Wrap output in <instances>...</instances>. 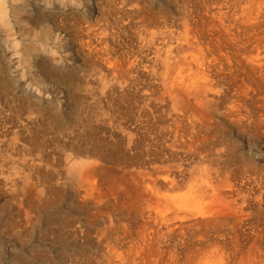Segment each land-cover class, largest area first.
<instances>
[{"label":"rangeland","instance_id":"1","mask_svg":"<svg viewBox=\"0 0 264 264\" xmlns=\"http://www.w3.org/2000/svg\"><path fill=\"white\" fill-rule=\"evenodd\" d=\"M20 2L9 0L0 23V264H134L142 232L145 264H184L196 244L210 241L220 246L212 264H264V0H46L50 22L35 28L16 21L11 6ZM159 31L169 34L168 44H187V56L207 54V99L180 110L151 76L149 53L165 44ZM143 36L154 38L147 46ZM29 45L51 83L25 67ZM115 57L132 62L123 78ZM182 130L198 154L169 146ZM79 157L112 175H95L86 200L71 172ZM198 169H210L229 200L226 217L185 230L180 217L166 225L158 217L167 211L166 193L183 194ZM148 247L165 250L163 261ZM127 252L132 261L125 263Z\"/></svg>","mask_w":264,"mask_h":264},{"label":"bare ground","instance_id":"2","mask_svg":"<svg viewBox=\"0 0 264 264\" xmlns=\"http://www.w3.org/2000/svg\"><path fill=\"white\" fill-rule=\"evenodd\" d=\"M42 1H44L42 3ZM65 1V0H64ZM58 2V1H57ZM223 2V1H221ZM235 2V1H234ZM240 2V1H239ZM92 3V2H91ZM236 3V2H235ZM260 3V2H259ZM242 4V3H239ZM248 4V3H247ZM47 2L46 0H21V2L19 4H15L13 6H11L12 8V13L16 19V21L18 23H20L19 25L22 26V22L26 21L27 23H30L32 25L33 28L39 26L44 19H47V22H50V20H48V18H50L48 12L46 13V8H47ZM65 5V4H64ZM8 6H10L9 0H0V23L1 21L4 22L5 19V13L7 12V8ZM224 7V6H223ZM255 7V6H254ZM104 8V7H103ZM140 8V7H139ZM144 8V7H142ZM238 8V7H237ZM231 9V8H230ZM235 9V8H234ZM251 9V8H250ZM78 10V9H77ZM9 11V10H8ZM236 11V9H235ZM246 11V10H245ZM124 12V11H123ZM137 12V11H136ZM135 12V13H136ZM251 12V11H250ZM8 13V12H7ZM92 13V12H91ZM132 13V12H131ZM207 13V12H206ZM248 13V12H247ZM44 15V17H42ZM68 15V14H67ZM243 15V14H242ZM260 15V14H259ZM143 16V15H142ZM114 17V16H113ZM146 18V17H145ZM144 16L141 17V22H148V19L145 20ZM214 18V17H213ZM239 18V17H238ZM68 19V18H67ZM256 19V18H255ZM131 20V19H130ZM257 20V19H256ZM14 21V20H13ZM224 22V21H223ZM52 23V27L53 30L56 31L59 26L57 24L56 21H51ZM213 23V22H211ZM66 24V23H65ZM212 25V24H211ZM117 27V26H116ZM170 27V26H169ZM213 27V26H212ZM237 28V27H236ZM51 29V28H50ZM135 29V28H134ZM165 29V28H164ZM238 29V28H237ZM111 30V29H110ZM136 30V29H135ZM150 30V29H149ZM152 30V29H151ZM176 30V29H175ZM88 31V30H87ZM114 31V30H113ZM153 31V30H152ZM157 31V30H156ZM171 31V30H170ZM192 31V30H191ZM239 31V30H238ZM245 31V30H244ZM151 33V32H150ZM168 33V32H167ZM178 33V31H177ZM181 33V32H180ZM191 33V32H190ZM98 34V33H97ZM154 34L155 31H154ZM159 34L161 35V38L163 39L164 44V50L161 49V47H157L156 51H153L152 53L150 52L149 54H153V58L151 62H146V66H148L151 72V76H154V79L156 80V82L162 87L163 92H167L170 97L173 99L175 106L180 107V110L182 109L181 107L185 106L187 104V102H189L191 99L197 101L200 103V101L207 99V97L209 96V94L211 93L212 89H213V82L211 80H208L206 78L205 72H204V67L206 66L204 63V59L206 58L207 54H202L199 52V50L197 49V51L202 54L201 59H194L193 54H190V56L186 55L184 53L186 47L185 45H182V43H180L179 39L180 36L183 37L182 35H178V42L176 45L174 43V46L171 44H168V42L165 40V38H169V34H166V32L159 31ZM158 34V35H159ZM174 34V33H173ZM182 34V33H181ZM42 34H40L41 36ZM143 35V34H142ZM177 35V34H176ZM174 35V36H176ZM194 36V35H193ZM192 36V37H193ZM43 37V36H41ZM56 37V36H55ZM61 37V36H60ZM137 37V36H136ZM149 37V36H148ZM195 37V36H194ZM231 37V36H230ZM233 37V36H232ZM57 38V37H56ZM153 38H145L144 36L141 37V40L144 41V43L146 42L147 44L145 45H149V43H151L153 41ZM24 39V38H23ZM65 39V38H64ZM86 39V38H85ZM146 39V40H145ZM160 39V37H159ZM158 39V40H159ZM160 39V40H162ZM170 39V38H169ZM174 39V38H172ZM184 39V37L182 38V40ZM196 39V38H194ZM193 39V40H194ZM15 40V39H14ZM33 40V39H32ZM36 40V39H34ZM59 40V39H58ZM87 40V39H86ZM97 40V39H96ZM157 40V41H158ZM165 40V41H164ZM168 40V39H167ZM171 40V39H170ZM169 40V41H170ZM249 40V39H248ZM17 41V40H15ZM22 41V40H21ZM190 41V40H189ZM232 41V40H231ZM138 42V41H137ZM161 42V41H160ZM162 42V43H163ZM167 42V44H166ZM53 43V42H52ZM90 43V42H88ZM95 43V42H94ZM139 43V42H138ZM159 43V42H158ZM172 43V44H173ZM192 43V42H190ZM194 43V41H193ZM195 43H197V41H195ZM194 43V44H195ZM39 44V43H38ZM44 44V43H43ZM200 44V43H199ZM42 45V44H41ZM45 45V44H44ZM50 45V44H49ZM92 45V44H91ZM104 45V43H103ZM138 45V44H137ZM144 45V44H143ZM190 45V44H189ZM193 45V44H192ZM146 46V47H147ZM191 46V45H190ZM208 46V45H207ZM1 47V46H0ZM107 47V46H106ZM112 47V46H111ZM117 47V46H116ZM137 47V46H136ZM152 47V46H151ZM194 47V46H193ZM201 47V45H200ZM249 47V46H248ZM27 53L26 56L24 57V64L25 67H27L29 69V73L30 75H32L34 78L39 79L40 77L43 79L42 81H47L49 83H51V77L47 76V75H42L40 73L41 70V66L39 64V50L35 47H33L32 45L27 46ZM188 48V47H187ZM192 48V47H191ZM190 47L188 49H191ZM202 48V47H201ZM261 48V47H260ZM51 49V48H50ZM53 49V48H52ZM69 49V48H68ZM96 49V48H94ZM152 49V48H151ZM193 49V48H192ZM73 50V49H72ZM147 50V49H146ZM160 50H163L162 52L164 54H160ZM262 50V49H261ZM89 51V50H88ZM96 51V50H95ZM101 51V50H100ZM128 51V50H127ZM130 51V50H129ZM128 51V52H129ZM131 51H133L131 49ZM151 51V50H150ZM192 51V50H191ZM196 55L197 51L196 49L194 50ZM255 51V50H254ZM3 52V51H2ZM1 52V53H2ZM17 52V51H15ZM51 52V51H50ZM55 51H53L52 53H54ZM123 52V51H122ZM127 52V53H128ZM136 52V51H135ZM161 52V53H162ZM20 53V52H19ZM111 53V52H110ZM109 53V54H110ZM121 53V52H120ZM126 53V52H125ZM211 53V52H210ZM260 53V52H259ZM21 54V53H20ZM55 54V53H54ZM53 54V55H54ZM133 54V52L131 53ZM147 54V53H146ZM189 54V53H187ZM209 54V53H208ZM241 54V52L239 53ZM5 55V54H4ZM30 55V56H28ZM52 55V54H51ZM112 55V54H110ZM137 55V54H136ZM145 55V54H144ZM148 55V54H147ZM128 56V55H127ZM131 56V55H129ZM135 56V55H134ZM140 56V55H139ZM258 56V55H257ZM133 57V56H132ZM131 57V58H132ZM146 57V56H143ZM193 57V58H192ZM210 56H208V60ZM259 57V56H258ZM53 58V57H52ZM134 58V57H133ZM139 58V57H138ZM262 58V57H261ZM260 58V59H261ZM264 58V57H263ZM104 61H106L108 64H111L108 59L109 57H103L102 58ZM136 59V58H135ZM134 59V60H135ZM51 60V59H50ZM56 60V59H55ZM137 60V59H136ZM135 60V61H136ZM139 60V59H138ZM149 60V59H147ZM220 60V59H219ZM19 61V60H18ZM103 61V62H104ZM114 61H117L118 64L115 65V67H118L120 69V78H123L125 75L130 73V70L132 69V62L131 61H127L126 59H119L117 57L114 58ZM222 61V59H221ZM23 62V61H22ZM213 62V61H212ZM5 63V62H4ZM18 63V62H17ZM20 63V62H19ZM139 63V62H138ZM209 63V62H208ZM7 64V62H6ZM124 64H127L126 67ZM219 64V63H218ZM135 65V64H134ZM142 65V64H141ZM144 65V63H143ZM259 65V64H258ZM7 66H10V62H8ZM56 66V65H55ZM145 66V65H144ZM209 66V65H208ZM22 67V66H21ZM24 67V66H23ZM37 67V70L34 71L33 68ZM134 68V67H133ZM138 68V67H137ZM213 68V67H212ZM145 69V68H144ZM215 69V68H214ZM116 70V69H115ZM122 70V71H121ZM134 70V69H133ZM146 70V69H145ZM148 70V69H147ZM210 70V69H209ZM21 71V70H20ZM25 71V70H24ZM113 71V70H112ZM114 72V71H113ZM116 72V71H115ZM196 72V73H195ZM1 73V72H0ZM15 73V72H14ZM22 76L25 77V73L22 72ZM199 74V77H193L192 75L190 76L189 74ZM213 73V72H212ZM10 74V73H9ZM234 74V73H233ZM117 75V74H116ZM150 75V74H149ZM148 75V77H149ZM187 75V76H186ZM211 75V74H210ZM113 76V75H112ZM129 76V75H128ZM9 77V76H8ZM141 77V76H140ZM28 78V77H27ZM112 78V77H111ZM114 78V77H113ZM127 77H125L126 79ZM132 78V77H131ZM216 78V77H215ZM214 78V79H215ZM16 79V78H15ZM26 79V78H25ZM124 79V80H125ZM139 79V78H137ZM242 79V78H241ZM120 80V79H118ZM129 80V79H127ZM125 80V81H127ZM243 80V79H242ZM21 81V80H20ZM142 81V80H141ZM238 81V80H237ZM25 82V81H24ZM30 82V81H29ZM86 82V81H85ZM134 82V81H133ZM138 82V80H137ZM152 82V81H151ZM156 82H154L156 84ZM37 83V82H36ZM126 83V82H125ZM152 83V84H154ZM127 84V83H126ZM157 84V85H158ZM45 85V84H44ZM156 85V86H157ZM142 86V85H141ZM55 87V86H54ZM122 87V86H121ZM130 88V87H129ZM145 88V87H144ZM61 89V88H60ZM141 89V88H140ZM0 90L1 87H0ZM161 90V89H160ZM254 91V90H253ZM139 92V91H138ZM160 92V91H159ZM162 92V91H161ZM136 93V92H134ZM157 93V92H156ZM148 94V93H147ZM256 95V94H255ZM94 96V95H93ZM143 96V95H142ZM159 96V95H158ZM140 97V96H139ZM157 98V97H156ZM154 99V98H153ZM169 100H171L169 98ZM215 100V99H214ZM166 102V101H165ZM164 102V103H165ZM170 102V101H169ZM167 103V102H166ZM100 105V104H99ZM170 106V104H169ZM5 107V106H4ZM105 107V106H104ZM192 107V106H191ZM247 107V106H246ZM262 107V106H261ZM162 108V107H161ZM164 108V107H163ZM173 108V106L171 107ZM108 109V108H106ZM111 109V107H110ZM204 109V108H203ZM261 109L264 110V108L262 107ZM96 110V109H94ZM102 110V109H101ZM190 110V109H188ZM262 110V111H263ZM109 111V110H107ZM106 111V112H107ZM116 111V108H115ZM162 111V110H161ZM175 112V111H174ZM187 112V111H186ZM198 112V111H197ZM108 113V112H107ZM106 113V114H107ZM112 113V112H111ZM114 113V112H113ZM117 113V112H116ZM115 113V114H116ZM98 114V113H97ZM105 114V113H104ZM199 114V113H197ZM121 115V113H120ZM166 115V114H165ZM194 113H190V115H188L191 118H194ZM250 115V114H249ZM108 116V115H107ZM105 117V116H104ZM118 117V116H117ZM171 117V116H170ZM120 118V116H119ZM186 118V117H185ZM106 119V118H104ZM198 119V118H197ZM23 120V119H22ZM107 120V119H106ZM108 121V120H107ZM111 121V119H110ZM126 121V120H125ZM256 121V120H255ZM128 123V122H127ZM201 123V122H200ZM174 124V123H173ZM17 125V124H15ZM190 126V125H189ZM168 127V126H167ZM110 130V129H109ZM177 130V129H176ZM124 132V131H123ZM128 132V131H127ZM170 133V132H169ZM168 133V134H169ZM187 133V130H182L181 132H175V135L173 136V139L170 141L171 145L169 146H173L176 149L179 150H185L186 149H192L193 148V141L192 140H187L184 136ZM110 134V133H109ZM167 135V133H166ZM172 135V134H171ZM126 136V135H125ZM128 136H131L128 135ZM112 137V136H111ZM132 137V136H131ZM163 137V136H162ZM130 138V137H129ZM168 138V136H167ZM132 139V138H131ZM134 139V138H133ZM166 139V137H165ZM192 139V138H191ZM116 140V139H115ZM167 140V139H166ZM169 140V139H168ZM134 141V140H133ZM125 142V141H124ZM129 142V140H128ZM131 143V142H130ZM164 143V142H163ZM168 143V142H167ZM194 146L195 143H194ZM172 147V148H173ZM132 148V147H131ZM168 149H170V147H168ZM134 151V150H133ZM169 151V150H168ZM171 151V150H170ZM175 151V150H173ZM192 151L194 153H197L196 150ZM164 152V151H163ZM178 152V151H177ZM180 152V151H179ZM198 154V153H197ZM183 156V155H182ZM180 157V156H179ZM204 158V156H203ZM202 158V159H203ZM201 160V159H200ZM199 161V160H198ZM176 165L177 169H180V164L178 161V166L177 167V163L175 161H173ZM181 163V162H180ZM183 164V163H182ZM102 164H100V162H98L97 160H86L83 159L81 157H79L77 159V161H74V163L71 165V172L74 174L78 175V187H77V191L81 192V198L82 200H86L90 197L94 196V184H93V178L95 175H100L101 177L110 180V178L112 177V175L110 176V174L107 173L106 169L103 168L101 166ZM170 166V165H169ZM110 167V166H109ZM171 167V166H170ZM172 167H175L174 164ZM171 167V168H172ZM207 168V167H206ZM231 168V167H230ZM109 169V168H107ZM182 170V169H181ZM185 170V169H184ZM192 170V169H191ZM148 171V170H147ZM155 171V170H154ZM153 170L152 172L155 173ZM110 172V171H109ZM162 172V171H161ZM184 172V171H183ZM114 173V172H113ZM152 173V174H153ZM159 173V171H158ZM191 172H189L190 174ZM193 173V172H192ZM248 173V172H247ZM141 174V173H140ZM144 174V172L142 173ZM146 174V173H145ZM166 175V174H165ZM238 175V174H237ZM114 176V175H113ZM131 176V175H130ZM123 177V176H122ZM170 177V176H169ZM181 177V176H180ZM172 178V177H171ZM100 179V178H99ZM109 180L106 181V183H109ZM124 180V179H123ZM159 180V178H158ZM187 180V179H186ZM185 180V182H186ZM247 180V179H246ZM105 181V180H104ZM146 181V180H145ZM112 182V181H111ZM113 182H114V178H113ZM113 182L111 184H113ZM240 182V181H239ZM99 184V183H98ZM104 184V183H103ZM109 184V185H111ZM186 184V183H185ZM115 185V184H114ZM152 185V184H151ZM183 185V184H182ZM219 185V184H218ZM236 185V184H235ZM238 185V184H237ZM154 187V185H152ZM184 186V185H183ZM243 186V185H242ZM247 186V185H246ZM261 186V185H260ZM114 187V186H113ZM112 187V188H113ZM117 187V186H116ZM156 187V186H155ZM182 186H180L181 188ZM252 187V186H251ZM264 187V186H263ZM96 188V187H95ZM185 188V187H182ZM138 189V188H137ZM179 189V188H178ZM247 189V188H246ZM250 189V188H249ZM260 189V188H259ZM163 190V189H162ZM161 190V191H162ZM174 190V189H173ZM219 188L216 187L214 180L211 177V170L210 169H206L204 170H199L196 171L195 173L190 175V179H189V184L188 187L186 188V191L181 194V195H171V193H166L165 195V199L168 203V208L167 211H158V217H160V219L162 221H164L165 223L173 220V218L180 217L181 218V222L179 226L181 228H188L189 225H191V223L194 221V223H200L203 226H206V223L208 222V220H210V218H213L215 216H219L220 213H222V207L223 209L226 207V203L229 204V200L225 198V196H223L219 191ZM233 190V189H232ZM237 190V189H236ZM146 191V190H145ZM165 191V188H164ZM167 191V190H166ZM259 191V190H258ZM98 192V191H97ZM159 192V191H158ZM237 192V191H236ZM148 193V191H147ZM147 193L145 195H147ZM246 193V192H245ZM257 193V192H256ZM156 194V193H155ZM236 194V193H235ZM247 194V193H246ZM252 194V193H251ZM250 194V195H251ZM149 195V194H148ZM238 195V194H237ZM263 195V194H262ZM259 196V195H258ZM147 196H145L146 198ZM164 197V196H163ZM237 197V196H236ZM113 198V197H112ZM139 198V197H138ZM144 198V197H143ZM141 198V199H143ZM245 198V197H244ZM114 199V198H113ZM137 199V198H135ZM147 199V198H146ZM226 199V200H225ZM140 200V198H139ZM228 200V201H227ZM249 200V199H248ZM117 201V200H116ZM143 201V200H142ZM133 203L136 201H132ZM208 205H212V207H215L214 210L211 211V208H208ZM130 204V203H129ZM132 204V203H131ZM136 204V203H135ZM147 204V203H146ZM150 204V203H149ZM148 204V205H149ZM147 205V206H148ZM136 207H138L136 205ZM227 209V207H226ZM225 209V210H226ZM230 210V209H229ZM228 212V210H227ZM151 213V212H150ZM232 213V211H231ZM226 214V212H225ZM223 212V216H220L219 218H223L226 217V215ZM233 214V213H232ZM178 215V216H177ZM215 215V216H214ZM222 215V214H221ZM138 216V215H137ZM150 216V215H149ZM189 217H194V219H192V221H190ZM153 218V217H152ZM154 219V218H153ZM189 220V221H188ZM150 221V220H149ZM177 221V220H176ZM177 223V222H176ZM224 223V222H223ZM199 224V225H200ZM167 225V223H166ZM144 226V225H143ZM164 226V225H163ZM145 227V226H144ZM169 227V226H168ZM147 228V227H146ZM159 232V231H158ZM161 232V231H160ZM150 234V233H149ZM170 234V233H169ZM185 234V232H184ZM206 234V233H205ZM205 234L200 235V237H203ZM238 234V233H237ZM145 232L141 233V237L136 241V252L134 254V258H131V254L129 252L125 253L124 258H122V260L125 263H128L129 261L133 260L134 264H145L142 260L143 257H141L139 255V251L142 250V245L141 243H143V241L145 240ZM168 234H166L167 237ZM139 236V235H138ZM165 236V235H163ZM240 236V235H239ZM164 238V237H163ZM239 238V237H238ZM130 243V242H129ZM134 243V242H132ZM135 244V243H134ZM134 246V245H133ZM163 246V245H162ZM174 248V247H173ZM133 252V251H132ZM164 252L165 250H161L158 253L156 251H154L153 248L148 247L147 253L154 256V260H162L165 258L164 257ZM220 252V246L217 244V242L215 241H210L209 243H198L194 246V250L187 254L188 256L186 257V262H184V264H212L213 261L216 259V257H218ZM132 259V260H131ZM153 260V258H152ZM164 264H171L168 261H164Z\"/></svg>","mask_w":264,"mask_h":264}]
</instances>
